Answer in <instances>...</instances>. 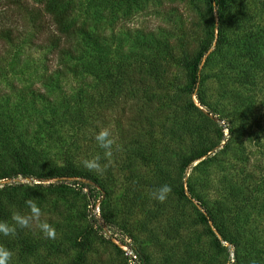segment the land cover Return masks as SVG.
<instances>
[{
  "label": "rangeland",
  "instance_id": "374dc122",
  "mask_svg": "<svg viewBox=\"0 0 264 264\" xmlns=\"http://www.w3.org/2000/svg\"><path fill=\"white\" fill-rule=\"evenodd\" d=\"M70 1L85 34L68 66L43 36L31 48L28 15L0 0L14 32L0 40V221L34 199L57 231L0 235L13 264H132L133 247L145 264H264V0L223 1L217 50L215 0ZM212 35L192 88L187 62ZM96 156L101 173L82 166ZM80 183L99 187L94 206Z\"/></svg>",
  "mask_w": 264,
  "mask_h": 264
},
{
  "label": "trees",
  "instance_id": "16d2710c",
  "mask_svg": "<svg viewBox=\"0 0 264 264\" xmlns=\"http://www.w3.org/2000/svg\"><path fill=\"white\" fill-rule=\"evenodd\" d=\"M214 1V0H212ZM224 0H215V13L217 16V26L216 29V38H215V49L217 50L224 42H225V26L224 17L221 13V6L223 5ZM16 2L18 4H16ZM37 6L35 9L28 10V7L24 6V2L20 4L19 0H13V5L22 11L19 14L20 18H24V16L28 15L31 21V35L30 39V47L36 49L40 47L37 43V39L39 36L45 37V41L52 45V49L57 53V55L62 59L63 63L69 66V62L66 59H63V56H66L68 59H71L75 56L76 52L73 48V38L75 37L76 32L81 31L82 34H85V31L80 30L77 21L73 19V4L70 0H35ZM79 27V28H78ZM227 30V28H226ZM14 33V32H13ZM12 30L9 28L2 29L0 31V40L12 42L14 40ZM88 35V34H87ZM214 40V36L210 37V40L204 44L202 50L197 54V56L191 61L187 62V65L192 68L191 73V84L192 88L197 83V69L200 65V62L203 57L209 52L211 48L212 41ZM207 59V57H206ZM67 61V62H66ZM66 62V63H65ZM61 67V66H59ZM82 67V65H80ZM71 73H77L72 68H69ZM77 69V67L75 68ZM64 73L63 68H56L53 75L58 77ZM200 104V103H199ZM228 133H231V128H228ZM206 159L207 156L203 155ZM193 161H196L193 160ZM192 161V162H193ZM17 163L20 167L19 176L23 179H27L30 176L29 169L27 164L23 162L20 158L17 160ZM61 174L57 173V171L52 170L45 179H58ZM80 189H88L91 192V205L94 206L95 202L98 200L99 195L101 193L99 187L97 185L90 186L89 184L80 183ZM203 211H206L209 217V221L213 222V218L207 209L202 205ZM202 217V216H201ZM203 218V217H202ZM206 222V220L203 218ZM214 223V222H213ZM214 227L216 228L215 224ZM217 229V228H216ZM212 233L211 231H209ZM219 233V232H218ZM221 235V234H220ZM216 245L223 249L220 242L215 240ZM233 245V242H231ZM134 248V247H133ZM130 248L133 250L136 256V264H145V260L142 257L141 253L136 248Z\"/></svg>",
  "mask_w": 264,
  "mask_h": 264
},
{
  "label": "clouds",
  "instance_id": "9594fccd",
  "mask_svg": "<svg viewBox=\"0 0 264 264\" xmlns=\"http://www.w3.org/2000/svg\"><path fill=\"white\" fill-rule=\"evenodd\" d=\"M97 145L104 150L105 158L113 155V148L117 144V140L113 135L111 128L105 127L98 131L95 135ZM82 166L90 172L101 173L108 164H101L99 156L91 159H84ZM171 186L164 184L150 194L153 200L159 203H165L171 194ZM26 212H13L11 215L12 223L8 221H0V235L4 237H14L18 229H37L43 234L45 239H55L57 237L56 228L50 224L45 218L42 208L34 199L25 201ZM13 252L11 249L0 245V264H13Z\"/></svg>",
  "mask_w": 264,
  "mask_h": 264
},
{
  "label": "built area",
  "instance_id": "2783aa9c",
  "mask_svg": "<svg viewBox=\"0 0 264 264\" xmlns=\"http://www.w3.org/2000/svg\"><path fill=\"white\" fill-rule=\"evenodd\" d=\"M128 251H129V258H130L132 264H136V262H135L136 261V256H135L133 250L131 249V250H128Z\"/></svg>",
  "mask_w": 264,
  "mask_h": 264
}]
</instances>
